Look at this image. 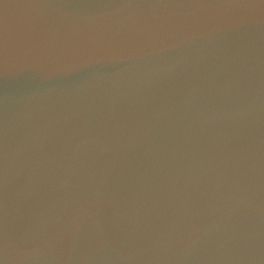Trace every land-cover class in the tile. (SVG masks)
<instances>
[{
    "label": "water",
    "instance_id": "water-1",
    "mask_svg": "<svg viewBox=\"0 0 264 264\" xmlns=\"http://www.w3.org/2000/svg\"><path fill=\"white\" fill-rule=\"evenodd\" d=\"M0 264H264V0H0Z\"/></svg>",
    "mask_w": 264,
    "mask_h": 264
},
{
    "label": "snow or ice",
    "instance_id": "snow-or-ice-1",
    "mask_svg": "<svg viewBox=\"0 0 264 264\" xmlns=\"http://www.w3.org/2000/svg\"><path fill=\"white\" fill-rule=\"evenodd\" d=\"M33 3L42 2V0H32ZM35 27V21L31 18H22L20 21L21 32H27Z\"/></svg>",
    "mask_w": 264,
    "mask_h": 264
}]
</instances>
